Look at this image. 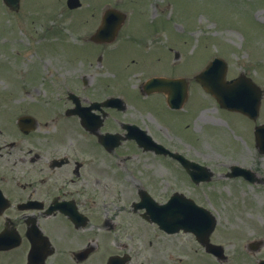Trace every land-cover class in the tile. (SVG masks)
I'll list each match as a JSON object with an SVG mask.
<instances>
[{"label": "rangeland", "instance_id": "rangeland-1", "mask_svg": "<svg viewBox=\"0 0 264 264\" xmlns=\"http://www.w3.org/2000/svg\"><path fill=\"white\" fill-rule=\"evenodd\" d=\"M67 1L22 0L21 11L15 13L0 0V107L31 106L35 113L48 115L54 106L65 103L64 91L73 80L78 82V75L96 74L92 86L108 84L115 95L128 99L127 115L132 112V119L141 121L148 105L141 104L139 96L144 81L158 73L191 77V100L184 112L188 119L183 124H163V130L155 119L151 132L190 147V154L215 174L212 182L194 187L180 169L178 173L167 169L166 163L161 165L148 154L146 161L143 154L140 161L133 159L131 169L152 182L150 190L162 202L176 188L197 198L217 218L213 240L223 244L229 256L228 262L220 264H238V249L247 240H264V185L224 177L234 164L264 177V154L253 136L254 127L264 124V0H80L81 7L75 10L67 7ZM109 8L125 14V21L122 35L108 49L117 48L108 62L114 70L108 71L91 65L94 48L84 45ZM125 33L129 39L122 41ZM133 48L144 50L147 62L144 57L136 61L139 53L129 55ZM126 56L124 75L119 65ZM216 57L227 62L228 80L243 74L262 89L256 123L219 108L215 98L192 79ZM130 149L125 145L122 151ZM140 166L143 172L136 171ZM144 227L143 256L137 264H218L203 253L192 235L168 236L154 225ZM261 257L264 247L254 260ZM249 260L244 256L241 261L256 264Z\"/></svg>", "mask_w": 264, "mask_h": 264}, {"label": "flooded vegetation", "instance_id": "flooded-vegetation-1", "mask_svg": "<svg viewBox=\"0 0 264 264\" xmlns=\"http://www.w3.org/2000/svg\"><path fill=\"white\" fill-rule=\"evenodd\" d=\"M128 39L123 34L122 41ZM112 45L92 44L91 65L114 70L108 63L117 50H108ZM131 50L134 53L129 55L140 54L136 61L144 57L147 62L144 50ZM125 58L119 65L124 75ZM96 77L78 75L79 89L74 88L78 82L73 80L64 91L65 103L54 106L48 115L35 113L31 106L0 107V264H107L111 259L115 264H137L143 256L144 224L149 223L143 217L142 193L161 202L150 190L152 182L132 172L130 162L139 160L140 154L143 161L148 154L161 165L166 163L167 169L176 173L180 169L194 187L209 184L196 183L178 159L146 142L150 136L170 151L204 165L190 154L189 146L186 149L164 133L159 136L151 132L155 119L158 129L188 119L185 113L170 107L167 94L146 90L144 81L139 96L141 104H148L143 110L146 118L137 121L132 119V112L126 113L128 99L107 104L119 96L108 84L92 86ZM153 77L173 79L157 74ZM109 135H117L118 140H105ZM103 140L109 141L107 146ZM125 145L130 146L129 153L122 151ZM141 168L136 171L143 172ZM191 171L195 172L194 168ZM254 173V182L244 180L251 185L264 183V178ZM176 193L202 205L177 188L171 195ZM221 245L223 262H228L227 250ZM263 247V239L247 240L238 249V264H244V256L261 264L264 257L257 262L254 257Z\"/></svg>", "mask_w": 264, "mask_h": 264}, {"label": "water", "instance_id": "water-1", "mask_svg": "<svg viewBox=\"0 0 264 264\" xmlns=\"http://www.w3.org/2000/svg\"><path fill=\"white\" fill-rule=\"evenodd\" d=\"M4 2L13 11H18L20 8V0H4ZM68 5L71 9H74L79 7L80 3L78 0H69ZM122 20L123 18L120 17L118 13L109 11L104 18L103 25L92 40H113L120 28ZM226 71L227 67L225 63L220 59H216L205 72L197 77V79L203 88L218 100L222 107L228 108L232 111H240L248 115L251 119H257L262 97L260 89L252 83L250 79L245 77H240L230 82L226 81ZM158 82L160 81L153 80L150 82V85L170 87L173 92L171 100H180L184 96L180 87V81L172 82L168 80L162 81L160 84H158ZM256 134L258 144L264 151V126L258 127ZM175 202L169 203L165 206H158L153 202L151 206H148V213L151 215L153 221L159 222L164 228H184L196 233V225L200 224V220L202 219V217L198 218L200 214L195 212L196 208L193 206L182 208L181 204L184 202ZM175 211H179L177 215L173 214ZM209 221L210 224L205 225L206 231L200 238V241L205 244L215 226V220L209 218ZM211 248L212 247H209V249Z\"/></svg>", "mask_w": 264, "mask_h": 264}]
</instances>
